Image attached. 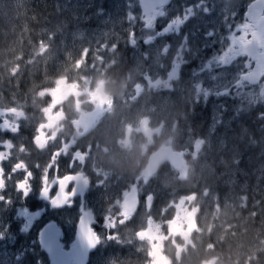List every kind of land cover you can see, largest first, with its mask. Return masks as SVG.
I'll return each mask as SVG.
<instances>
[{"label":"flooded vegetation","instance_id":"af4514ba","mask_svg":"<svg viewBox=\"0 0 264 264\" xmlns=\"http://www.w3.org/2000/svg\"><path fill=\"white\" fill-rule=\"evenodd\" d=\"M254 1L171 0L140 12L152 23L145 41L135 40L136 29L133 44L122 35L127 47L121 44L110 54L88 50L76 72L65 61L64 70L60 63L50 69L52 77L46 70L29 83L23 77L0 79V104L10 108L0 116V236L9 229L0 242H18L21 250L36 245L44 263L40 230L55 224L67 250L83 221L95 242L87 264H200L203 259L190 263L182 254L173 261L167 253L168 231L174 223L186 225L189 207L183 200L173 205L167 186L172 169L183 165L165 161L149 173L147 166L160 148L181 153L185 163L191 159L188 139L197 142L194 151L216 144L213 98L251 87L243 76L264 60V3L249 8ZM146 42L153 46L147 55L138 50L146 49ZM220 71L227 72L228 83L217 92L222 96L209 90L189 94L196 78L208 82L212 75L217 81ZM59 79L73 87L52 100L42 92L54 89ZM262 80L264 70L258 83ZM51 81L54 86L47 87ZM53 199L65 205L53 207ZM18 204L34 216L26 232L13 219L7 225Z\"/></svg>","mask_w":264,"mask_h":264},{"label":"rangeland","instance_id":"374dc122","mask_svg":"<svg viewBox=\"0 0 264 264\" xmlns=\"http://www.w3.org/2000/svg\"><path fill=\"white\" fill-rule=\"evenodd\" d=\"M21 2L22 0H2L0 3V65H4L0 68V79L17 81L23 75L30 74L26 79V83H29L31 81L30 77H34V74L41 71L46 72L52 63H64L65 61L60 60L65 58L66 61H71L69 64L70 69H74L76 72L80 64L79 61H82V57L91 47L110 54L115 52L118 44L127 47V44L124 43L127 41L124 40L123 34H127L130 39L128 42L133 44L132 33L134 30H140V35L135 37V40L140 37L141 40L145 41L153 33L150 19L148 17L142 19L140 16V0H96V3L95 0H59L55 6V15L59 19L52 20L51 24L45 26L44 29L42 28L37 35L38 42L34 45L32 44L31 48H29L22 43L23 37L19 32L17 33L16 28ZM88 6L95 7L93 17L96 16L95 24L99 26L90 31L82 25L88 18H91V15L87 14ZM71 23L73 24V29L69 30ZM9 34L11 36L8 37ZM13 43L22 47V49H15V56L20 58L17 61V65L7 64L9 50H12L15 46ZM145 45L146 49L138 50L141 53L146 52L147 55L153 50L150 49L153 46L151 47L148 42ZM78 49H84L82 55H80L81 57H78ZM159 56L161 57L160 54ZM168 56L172 57L171 54H168ZM101 58L104 59L102 56ZM140 63V59L137 58L135 66L139 67ZM164 66L167 68V65ZM219 76L220 80L217 81L213 80L212 75L208 76V82L204 78H196L195 88L189 87V94L197 97L198 95H203L205 90H209L213 91L215 96H222L217 92L228 88L227 72L220 71ZM62 77L64 76L57 78ZM166 79L171 81L169 77ZM233 81L231 80V82ZM53 84V81H51L47 87H53ZM72 87L73 85L68 83L67 80L59 79L54 89L50 88L42 93L50 95L51 99L54 100L64 89L68 90ZM5 90L11 93L10 89ZM222 98H213L215 99V104L211 113V116H214L211 117L213 119L212 126H216L219 134V136H214V143L216 144L213 147L202 145L201 148L194 151L193 147L197 142L195 143L192 139L185 141L186 144L189 143L188 148L191 147V159L185 161L180 169L173 168L172 178L167 183V186L171 187L173 205L179 200H183L185 202L184 205L189 207L186 209L188 211L185 219L186 225L175 226L176 223H174L172 229H168L172 244L171 250L167 253H172L173 261H178L181 258L179 255L193 254L190 255V258L196 257L199 261L203 259L200 264H264V254L258 258V255L264 251V144L262 141L264 136H262L260 141L262 145H259V148H261L257 158V160H260L259 164L249 174L239 172L241 177L249 179L248 181L250 179L253 180L249 188L252 194L251 197L248 194L247 197L244 196L246 192L243 190L246 187L244 181L237 184L239 189H242L236 191L238 196L233 193L235 194L234 198L227 196L223 200L216 192L204 188L198 190V197H196V194L191 193L186 198V193H189L187 192L188 190L183 191L181 189L182 183H190L189 179L201 181L202 178L204 179L211 175H214L217 180L224 177L223 182H235V179L232 178V175H236L234 167H231L230 170L228 168L226 172H220L216 167L229 166L231 164L232 159L225 161L224 155L220 153L224 152L222 149L225 148L227 139L231 143L235 142L237 138L235 133L237 129L235 127L238 125L237 121L241 117H247L254 110H256L255 114L264 117V80L251 87L243 85L230 96H222ZM0 108V116L5 115L7 110L10 109L2 104H0ZM172 133L175 135V132ZM187 134L190 133L187 132ZM164 137V135L161 136L159 140L161 142L164 141ZM205 175L207 176L205 177ZM243 178L241 179L245 180ZM204 181L205 179L203 183ZM18 184L19 182L16 183L17 186ZM196 185L197 183L195 182L194 186ZM141 192L146 193L147 191L141 190ZM228 194L232 193L227 191L225 195ZM18 199H20V195ZM251 208L255 209L256 213ZM22 210L23 208L20 204L12 208L11 211L15 216L7 220V225L13 219L16 223L19 222L23 228L24 219L19 215ZM221 210L230 211L231 218L237 219L241 218L243 212H252V217L254 215L259 216V218H256L259 225L256 227L255 224L249 222L246 233H236L237 239L235 241L238 243L230 245L232 247L228 255L219 251L214 253L213 246L210 244L202 248L198 253L199 257L197 254L191 253L190 249L194 250L193 246H196L197 241L203 239L200 226L204 225V221H210L211 219L216 225L218 217L221 216V219L224 217L221 214ZM11 211L7 212V214H10ZM141 215H144V212ZM225 227L229 228L228 226ZM7 229L2 233L4 237H7L5 234L9 231ZM166 232L161 237H166ZM106 263L108 264V261Z\"/></svg>","mask_w":264,"mask_h":264},{"label":"trees","instance_id":"16d2710c","mask_svg":"<svg viewBox=\"0 0 264 264\" xmlns=\"http://www.w3.org/2000/svg\"><path fill=\"white\" fill-rule=\"evenodd\" d=\"M57 1L59 0H22L19 15L17 18L16 28L17 33L19 32V34L23 37V44L31 48L32 44L34 45L38 42L37 35L38 33H40L41 29H44L45 26L51 24L52 20L59 19L55 15V6L57 4ZM1 2L2 0L0 1V3ZM94 8L95 7L88 6L87 14H90L91 18H88L85 23H82V25H84V27L89 31L99 27L95 24L96 16L93 17ZM71 29H73L72 23L69 26V30ZM9 36H11V34H9L8 37ZM16 43H13L15 45L14 48L12 50H9L10 52L7 55L8 61L12 60L13 62H17L18 59H20L15 56V49H22V47L21 45H16ZM120 45L121 44H118V46ZM93 48L94 47H91L90 49ZM83 50L84 49L77 50L79 54L78 57H81L80 55H82ZM60 61H66V58ZM64 63L60 62V64H62L61 70L67 68L64 67ZM52 67L54 69L60 68V65L52 63V65L47 69L48 73L46 74V77H52L50 71ZM38 77L39 76H35V78L32 80V84L37 83L36 79ZM23 78L24 80H26L27 75H23ZM255 111L256 110L252 111V113L250 115H247V117H241L237 121L238 125L235 127V129L237 128L235 131L237 138L235 142L231 143V141L227 139V144L225 148L222 149V151L224 152L220 153L221 155H224L225 161H230L232 159L231 164L229 166L216 167V169L220 172H226L228 168L230 170L231 167H234L236 175H232V178L235 179V182H223V180L225 179L224 177H221L220 179L218 178L217 180L214 175L204 178V183L203 178L201 179V181L189 179L190 183H182L183 185L181 187L183 191L188 190L187 192L189 193L186 194H189L190 196L191 193H194L196 194V197H198V190H200V188H204L206 190L216 192L222 200L227 196H229L230 198H234L235 194L233 193H236V191H238L239 189V186L237 184L244 181L246 185L245 189H243L246 191L244 196L247 197V194L250 197L252 196L249 188L253 180L250 179V181H248L249 179L241 177V174L239 172L249 174L256 168L257 164H259L260 162V160H257V158L261 150V148H259V145H262L260 141L262 136H264V117L262 115L255 114ZM262 141L264 144V140ZM206 176L207 175H205V177ZM241 178L245 180H242ZM195 182L197 183L196 186H194ZM240 190L242 189H239V191ZM227 191L232 194L225 195ZM236 196H238L237 193ZM251 209L256 213L255 209ZM221 214H223L224 217H222V219L221 216L218 217V223L216 225H214V222L211 219L210 221H204V225L200 226L203 234V239L197 241L196 246H193L194 250L190 249L191 253L197 254V256L199 257L198 253L202 250V248L205 245L210 244L211 246H213L214 253L219 251L220 253L228 255L231 252L232 246L230 247V245H232L233 243H238L235 241L237 239L236 233H246L247 226L248 224H250L249 222H251V224H255L256 227H258L259 225L256 221V218H259V216L254 215V217H252V212H243L240 219L231 218L230 211L221 210ZM224 225L228 226L229 228L225 227ZM21 249L22 245H20L18 242L11 246H5L2 244V242H0V264H45L42 260H39L42 257L40 255V252L38 251V246L35 245L24 250ZM22 251L25 252L22 253ZM263 254L264 251L258 255V258ZM190 255H186L187 257L184 259L188 260V262L190 263L198 260L196 257H194L192 260V258H190Z\"/></svg>","mask_w":264,"mask_h":264},{"label":"water","instance_id":"95a60500","mask_svg":"<svg viewBox=\"0 0 264 264\" xmlns=\"http://www.w3.org/2000/svg\"><path fill=\"white\" fill-rule=\"evenodd\" d=\"M171 0H141V10L142 13H145L149 10L155 9L158 6H163L166 5L170 2ZM264 3V0H257L254 2L250 8L253 7H259L261 4ZM260 25V24H259ZM259 31H261L260 28H258ZM264 60L259 59L258 66L254 68L253 72L250 74H246L243 77L245 80L251 84H256L258 83L259 77H260V72L264 70ZM165 161H169L174 165H180L182 162V157L181 153L177 152H172L168 148H162L160 149L154 156L150 158L148 167H147V172L153 171L160 163H163ZM51 226V229L49 228ZM46 229L48 230H54L56 233V236L58 237V243H59V235H58V230L55 227V224H47L45 225L39 232V241L41 243V236L40 234L44 232ZM80 229L81 227H78L76 239L78 241V237L80 234ZM77 241L75 242V246L71 248L69 251H63L61 250L59 246V250L56 252H49L47 247L44 246V244L41 243L43 249L48 253L49 259H50V264H68V262L71 259H74L76 262L78 261L75 259V255L78 254V247H77Z\"/></svg>","mask_w":264,"mask_h":264},{"label":"snow or ice","instance_id":"6c2138e0","mask_svg":"<svg viewBox=\"0 0 264 264\" xmlns=\"http://www.w3.org/2000/svg\"><path fill=\"white\" fill-rule=\"evenodd\" d=\"M46 198H47V194H42L41 199H46ZM51 203L53 207H61L65 205L63 202H58L57 199H53ZM19 215H23L27 221L24 224V227L21 229L22 232H26L31 226L34 216L29 215L27 210H23ZM49 228L51 229V226H49ZM40 236H41V243L44 244L45 247H47L49 252H56L59 250L58 237L56 236L54 230L46 229L44 232L40 234ZM3 238H4L3 236H0V239ZM94 243L95 242L92 238L91 230L86 228L82 221L80 234L77 241V247L79 250L78 255L80 256L79 264H83V256L89 249L93 247Z\"/></svg>","mask_w":264,"mask_h":264}]
</instances>
